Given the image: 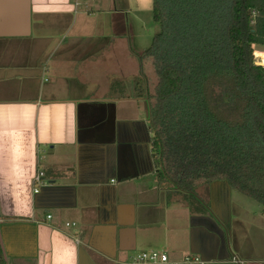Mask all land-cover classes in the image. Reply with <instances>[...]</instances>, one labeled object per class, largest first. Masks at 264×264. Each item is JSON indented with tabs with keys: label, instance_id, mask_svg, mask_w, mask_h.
I'll use <instances>...</instances> for the list:
<instances>
[{
	"label": "crops",
	"instance_id": "1",
	"mask_svg": "<svg viewBox=\"0 0 264 264\" xmlns=\"http://www.w3.org/2000/svg\"><path fill=\"white\" fill-rule=\"evenodd\" d=\"M153 21V0H0V264H130L150 251L264 264L250 217L209 190L208 213L193 215L157 180L140 84Z\"/></svg>",
	"mask_w": 264,
	"mask_h": 264
},
{
	"label": "trees",
	"instance_id": "2",
	"mask_svg": "<svg viewBox=\"0 0 264 264\" xmlns=\"http://www.w3.org/2000/svg\"><path fill=\"white\" fill-rule=\"evenodd\" d=\"M153 15L161 32L140 59L158 78L147 100L161 188L205 216L200 184L233 187L264 214V0H153Z\"/></svg>",
	"mask_w": 264,
	"mask_h": 264
},
{
	"label": "rangeland",
	"instance_id": "3",
	"mask_svg": "<svg viewBox=\"0 0 264 264\" xmlns=\"http://www.w3.org/2000/svg\"><path fill=\"white\" fill-rule=\"evenodd\" d=\"M152 25L153 26L150 27L151 29L147 28V30H146L145 35L148 36L147 40L143 39V43H141L142 48H144L145 50H148L152 46V42H153L154 37L161 32V26L158 23L156 24L153 21ZM255 51H262L263 52L264 48H261L259 46H254V52ZM258 54H260V53H258ZM254 55L257 57L256 52ZM260 55H262V54H260ZM256 60H258V59L256 58ZM145 70L147 72L148 85L153 90L154 86L158 83L157 76L153 75L154 74V71H152V70H154L153 65L151 63H147V65L145 66ZM220 189L221 188L218 185H213L209 188V187H204V185L201 183L199 186V192L201 195L207 197L208 196V190H209L210 200H212L214 198V200H216L218 203H220L221 200L226 201V204L230 209V213H232L233 216H237L239 214H242L246 218L250 217L253 221L252 224L258 227V230L253 228L251 231H247L250 233L255 231L251 234L250 239L251 238L256 239V237L258 236L259 240H261L260 242L264 243V214L262 212L261 204L258 201H256L255 199H253V198H251L245 194H242L241 192H239L237 189H235L233 187L232 188H224L223 191ZM254 234H257V235H254ZM247 241H248V238L245 239V242H247ZM252 245L253 244H251L250 246H252ZM253 246H256V244ZM134 256L133 255L129 256V259L134 257Z\"/></svg>",
	"mask_w": 264,
	"mask_h": 264
},
{
	"label": "built area",
	"instance_id": "4",
	"mask_svg": "<svg viewBox=\"0 0 264 264\" xmlns=\"http://www.w3.org/2000/svg\"><path fill=\"white\" fill-rule=\"evenodd\" d=\"M256 58L257 57L255 56V60ZM44 185H45V173L44 171H38L33 181L34 194H37ZM47 219L48 220L52 219V216L48 215ZM69 226L71 225L67 224V227ZM72 226H75V224H72ZM168 263H169L168 255L166 253L159 252V251L141 252L135 255L134 257H132L130 261V264H168ZM183 264H205V262H203L198 257H187L184 259Z\"/></svg>",
	"mask_w": 264,
	"mask_h": 264
},
{
	"label": "water",
	"instance_id": "5",
	"mask_svg": "<svg viewBox=\"0 0 264 264\" xmlns=\"http://www.w3.org/2000/svg\"><path fill=\"white\" fill-rule=\"evenodd\" d=\"M257 65V64H256ZM259 66H261V65H259ZM194 220H196V218L194 219ZM222 225V228H224V229H222V230H220L219 229V232H215L219 237H220V239L223 241L224 239H225V242H226V236H227V233H228V227L225 225H223V224H221ZM109 250L110 251H108V252H103L107 257H109V258H111L112 260H116V249L114 248V244L112 243L111 244V246L109 247ZM202 260V259H201Z\"/></svg>",
	"mask_w": 264,
	"mask_h": 264
},
{
	"label": "bare ground",
	"instance_id": "6",
	"mask_svg": "<svg viewBox=\"0 0 264 264\" xmlns=\"http://www.w3.org/2000/svg\"><path fill=\"white\" fill-rule=\"evenodd\" d=\"M257 61H258V62H257ZM256 62H257L258 65H262V66H263V62H264V61H263L262 59H258V60H256Z\"/></svg>",
	"mask_w": 264,
	"mask_h": 264
}]
</instances>
